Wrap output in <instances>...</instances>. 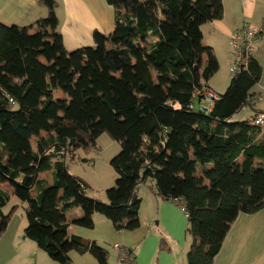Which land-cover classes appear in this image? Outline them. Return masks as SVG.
I'll return each instance as SVG.
<instances>
[{
    "label": "trees",
    "instance_id": "16d2710c",
    "mask_svg": "<svg viewBox=\"0 0 264 264\" xmlns=\"http://www.w3.org/2000/svg\"><path fill=\"white\" fill-rule=\"evenodd\" d=\"M105 2L115 10L112 32H94L92 47L72 52L58 32L54 0H41L47 15L32 25L0 24V179L25 211V238L58 264H73L71 252L108 264L107 250L68 227L93 229L101 214L118 232L137 229L134 194L147 181L155 197L186 215V264H213L231 223L264 210V128L254 125L264 110L250 93L261 66L252 55L211 109L196 112L194 98L217 68L201 28L222 19V0ZM244 107L253 110L249 118L232 121ZM104 132L121 142L107 204L88 197L89 186L67 164L77 150H95ZM44 172L51 185L39 178ZM9 203L0 189V235ZM73 208L82 215L67 221ZM158 248L169 251L166 237ZM122 249L118 260L135 264L133 250Z\"/></svg>",
    "mask_w": 264,
    "mask_h": 264
},
{
    "label": "crops",
    "instance_id": "0c3cea01",
    "mask_svg": "<svg viewBox=\"0 0 264 264\" xmlns=\"http://www.w3.org/2000/svg\"><path fill=\"white\" fill-rule=\"evenodd\" d=\"M54 1L58 32L67 52L92 47L94 45V32L104 35L112 32L115 10L105 0ZM246 1L249 2V0ZM46 15L47 10L41 0H0V24L4 26L23 27L32 25L37 20L45 18ZM243 19H228L227 11L224 10L221 20L202 26V45L211 48L212 51H217L222 46L229 48L230 35L243 26L249 25V23L243 22ZM251 19L252 17L249 18V20ZM253 57H255L254 54ZM47 59L48 61H42L53 60L52 57ZM206 60L207 56L203 55L201 58L202 66ZM205 87L215 93L209 86L206 85ZM57 97L61 98L62 94L58 93ZM44 173L51 175V172ZM44 173L39 175L40 179H43ZM46 183L51 185L52 177ZM0 189L10 196V203L17 204L12 185L0 179ZM152 200L158 209L160 226L169 242V251L171 250L173 253V256L161 254L163 256L161 263L178 264L180 259L182 264H186L185 255L190 248V241L186 240L185 236L187 219L183 209L175 202L164 201L157 197H153ZM71 210L65 214L67 221L82 215L79 210ZM25 227V221H15L13 216L8 217L6 230L0 235V264H57L39 250L32 241L25 238ZM77 228L71 224L68 227V234L83 238L82 231ZM156 243L157 237L154 234L148 243L145 242L141 247L143 248L141 253L148 258V264L156 254ZM135 259V264H137V256ZM213 264H264V210L254 215L240 214L231 223Z\"/></svg>",
    "mask_w": 264,
    "mask_h": 264
},
{
    "label": "rangeland",
    "instance_id": "374dc122",
    "mask_svg": "<svg viewBox=\"0 0 264 264\" xmlns=\"http://www.w3.org/2000/svg\"><path fill=\"white\" fill-rule=\"evenodd\" d=\"M222 5L223 12L224 10L227 11L228 19L244 18L243 22H247L249 25L255 26L260 31L264 32V0H249L248 3L246 0H222ZM250 17H252L251 20H249ZM243 28L244 26L234 33H238V31H241ZM212 53L217 61V68L212 72L206 85L209 86L216 95H222L226 91L231 76L233 75L230 72V68L234 63L233 52L229 43V48L222 46L218 48L217 51H212ZM253 54L261 66L262 74L259 83L251 89L250 93L258 96L254 108L257 110H264V34L259 37L258 44L255 46ZM43 60L48 61L47 58ZM193 108L196 112L200 110V104L197 97L194 98ZM252 111L253 110L250 107H244L232 118V121L246 120L249 118ZM43 135V133L38 134L32 138L31 144L33 147L35 146L34 142L37 139H41ZM96 144L97 148L89 152L84 153L81 149L77 150L76 159L67 162L68 172L86 182L89 186V189L87 190L88 197L107 204L105 191L114 187L118 178L117 172L110 163L113 158L119 156L121 142L112 139L108 133L104 132L98 136ZM43 180L50 181V173H44ZM151 185V181H147L146 184L139 185L135 190L134 197L141 200L138 212L139 227L137 229L133 231L118 232L114 229L112 223L101 214H95L93 216V229L88 230L81 227L77 228L82 231L83 238L88 239L89 241L95 240L100 247L107 250L108 264H123L118 260L119 252L115 249L117 246L125 248L126 250L132 249L135 258L137 256V264H148V258L141 253L143 250L141 247L145 242L148 243L150 237L154 234L157 237L156 250L158 252L155 251L156 254H154L149 264H162L161 261L163 256H161V254L173 256L171 250L166 252L165 249L158 248L160 239L164 238L166 234H164V231L160 226L158 209L152 202V199L155 196L150 187ZM14 199L16 198L14 197ZM74 210L82 212L80 208H73L71 211ZM1 211L6 217L13 216L15 221L23 220L26 222L25 211L18 202L17 204L9 203L2 208ZM69 257L73 264H98L95 258L89 253L81 256L75 252H71ZM178 264H182L180 259L178 260Z\"/></svg>",
    "mask_w": 264,
    "mask_h": 264
},
{
    "label": "built area",
    "instance_id": "2783aa9c",
    "mask_svg": "<svg viewBox=\"0 0 264 264\" xmlns=\"http://www.w3.org/2000/svg\"><path fill=\"white\" fill-rule=\"evenodd\" d=\"M260 37V30L252 25H245L241 31L234 33L230 36V46L233 52V65L230 68V72L235 74L241 70L247 68L249 59L252 57L254 48L258 44ZM200 108L203 110H210L213 102L217 99V95L207 88H203L198 93ZM254 125L264 128V115H259ZM115 249L123 253L121 247H115Z\"/></svg>",
    "mask_w": 264,
    "mask_h": 264
}]
</instances>
